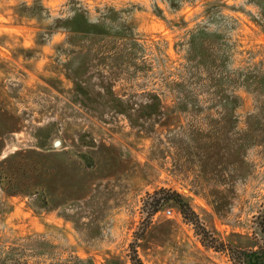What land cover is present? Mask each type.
Returning <instances> with one entry per match:
<instances>
[{
	"label": "rangeland",
	"instance_id": "374dc122",
	"mask_svg": "<svg viewBox=\"0 0 264 264\" xmlns=\"http://www.w3.org/2000/svg\"><path fill=\"white\" fill-rule=\"evenodd\" d=\"M161 189L259 235L264 0H0V258L231 264Z\"/></svg>",
	"mask_w": 264,
	"mask_h": 264
},
{
	"label": "trees",
	"instance_id": "16d2710c",
	"mask_svg": "<svg viewBox=\"0 0 264 264\" xmlns=\"http://www.w3.org/2000/svg\"><path fill=\"white\" fill-rule=\"evenodd\" d=\"M159 100V98H157ZM148 206V213L151 215L158 212L164 206L175 207L181 215L183 221L192 226L195 234L199 237L201 243L217 252L227 256L231 264H264V208L259 212L257 219V228L259 235L254 234L251 238L252 245L237 247L215 236L206 228L199 215L190 205L188 199L182 194L171 189H161L158 193L148 194L144 201ZM138 245L136 242L130 244V263L144 264L137 253ZM14 248L7 251V254L0 258V264H26L21 262L13 253ZM79 264L83 263L82 259L77 258ZM90 264L91 261L89 262Z\"/></svg>",
	"mask_w": 264,
	"mask_h": 264
},
{
	"label": "built area",
	"instance_id": "2783aa9c",
	"mask_svg": "<svg viewBox=\"0 0 264 264\" xmlns=\"http://www.w3.org/2000/svg\"><path fill=\"white\" fill-rule=\"evenodd\" d=\"M167 212L170 213V210H168Z\"/></svg>",
	"mask_w": 264,
	"mask_h": 264
}]
</instances>
